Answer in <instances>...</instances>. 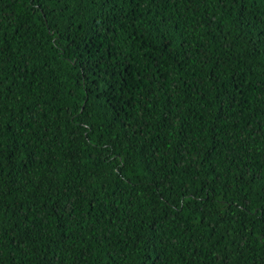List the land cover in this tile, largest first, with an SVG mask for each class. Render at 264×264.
<instances>
[{"label": "trees", "instance_id": "trees-1", "mask_svg": "<svg viewBox=\"0 0 264 264\" xmlns=\"http://www.w3.org/2000/svg\"><path fill=\"white\" fill-rule=\"evenodd\" d=\"M0 264H264V0H0Z\"/></svg>", "mask_w": 264, "mask_h": 264}]
</instances>
